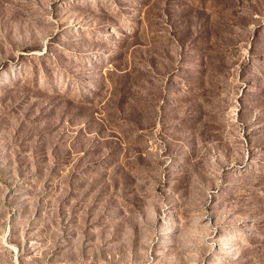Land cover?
Returning a JSON list of instances; mask_svg holds the SVG:
<instances>
[{"label": "rangeland", "instance_id": "1", "mask_svg": "<svg viewBox=\"0 0 264 264\" xmlns=\"http://www.w3.org/2000/svg\"><path fill=\"white\" fill-rule=\"evenodd\" d=\"M0 264H264V0H0Z\"/></svg>", "mask_w": 264, "mask_h": 264}]
</instances>
